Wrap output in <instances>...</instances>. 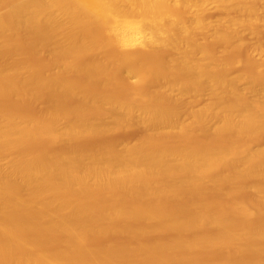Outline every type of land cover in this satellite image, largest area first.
<instances>
[{"label": "bare ground", "instance_id": "1", "mask_svg": "<svg viewBox=\"0 0 264 264\" xmlns=\"http://www.w3.org/2000/svg\"><path fill=\"white\" fill-rule=\"evenodd\" d=\"M262 6L0 0V264H264Z\"/></svg>", "mask_w": 264, "mask_h": 264}, {"label": "rangeland", "instance_id": "2", "mask_svg": "<svg viewBox=\"0 0 264 264\" xmlns=\"http://www.w3.org/2000/svg\"><path fill=\"white\" fill-rule=\"evenodd\" d=\"M213 8V7H211ZM262 10L264 9V6H262L261 8ZM216 10L213 9H209V12H208V15L211 17V18H216V13L217 11L215 12ZM215 12V13H214ZM264 12V10L262 11ZM218 15V14H217ZM261 30L256 34H253L250 30H245L243 32V35H242V40L244 41L245 43V47H244V50L243 49L241 50H235L233 51L234 52V58H238L237 60L234 59L233 57H230V56H233V52L229 55V57L235 61H242L241 64L238 66H236L235 70L237 69H242V70H245L253 75L257 74L260 70H263L264 69V24L262 25V28H260ZM246 52V54L244 53ZM219 56L222 55L221 53L218 54ZM240 58V59H239ZM242 59V60H241ZM247 85V81H244L243 83L240 84V87L241 88H245ZM128 92L129 94V91H126L124 93L123 91V95L124 96H128L126 95ZM206 97H203V101H205ZM207 100V99H206ZM137 132L136 130L135 131H131V133H133L132 135L130 134V132H128V137L130 138V136H133L134 133ZM123 135L126 134L127 136V133L124 132L122 133ZM122 134L121 136L118 135L119 137H122ZM135 134H139V133H135ZM124 137V136H123ZM134 137L136 138V136L134 135L132 137V139H134ZM264 141V140H263ZM264 145V143H263ZM246 197V196H245ZM247 198V197H246ZM231 212V213H230ZM227 213L229 215H233L234 212L232 210H228L227 209ZM218 256H216V254ZM219 253H221V255L223 254V256H221ZM215 254V255H214ZM216 256V259L218 258H222L224 257V252L222 253L221 250H217V251H214L213 254H212V257L214 258V256ZM220 256V257H219Z\"/></svg>", "mask_w": 264, "mask_h": 264}]
</instances>
